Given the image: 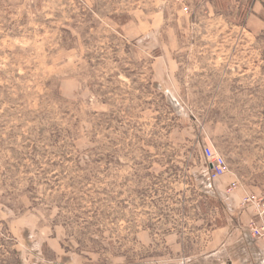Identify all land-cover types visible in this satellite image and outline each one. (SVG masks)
Instances as JSON below:
<instances>
[{"label": "rangeland", "instance_id": "1", "mask_svg": "<svg viewBox=\"0 0 264 264\" xmlns=\"http://www.w3.org/2000/svg\"><path fill=\"white\" fill-rule=\"evenodd\" d=\"M237 190L263 218L264 0H0V264H228Z\"/></svg>", "mask_w": 264, "mask_h": 264}, {"label": "crops", "instance_id": "2", "mask_svg": "<svg viewBox=\"0 0 264 264\" xmlns=\"http://www.w3.org/2000/svg\"><path fill=\"white\" fill-rule=\"evenodd\" d=\"M209 166L211 167L210 164ZM215 190L218 194L222 193L220 191L221 189L216 188ZM241 196V190H237L231 195L229 199L230 206L235 212H238V216L236 220H229L232 222L228 221L227 224L213 231L209 243L212 246L211 249L216 248L217 250L206 252L202 258L209 260H204V263L213 261L211 259H217L218 263L264 264V242L256 239L249 228L250 223L254 220L259 223H264V217H256L257 211L252 206L239 212L237 208Z\"/></svg>", "mask_w": 264, "mask_h": 264}, {"label": "built area", "instance_id": "3", "mask_svg": "<svg viewBox=\"0 0 264 264\" xmlns=\"http://www.w3.org/2000/svg\"><path fill=\"white\" fill-rule=\"evenodd\" d=\"M205 156L211 165V176L214 180L227 172L226 161L222 156L212 151L209 147L205 148ZM246 203H248V200H246ZM249 228L259 240L264 241V225L254 220L250 223Z\"/></svg>", "mask_w": 264, "mask_h": 264}]
</instances>
